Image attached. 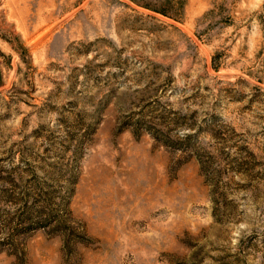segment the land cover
I'll use <instances>...</instances> for the list:
<instances>
[{"label": "rangeland", "instance_id": "rangeland-1", "mask_svg": "<svg viewBox=\"0 0 264 264\" xmlns=\"http://www.w3.org/2000/svg\"><path fill=\"white\" fill-rule=\"evenodd\" d=\"M0 264H264V0H0Z\"/></svg>", "mask_w": 264, "mask_h": 264}, {"label": "trees", "instance_id": "trees-1", "mask_svg": "<svg viewBox=\"0 0 264 264\" xmlns=\"http://www.w3.org/2000/svg\"><path fill=\"white\" fill-rule=\"evenodd\" d=\"M152 132V131H151ZM154 135H157L156 137H160V134H155L154 132H152ZM162 134V133H161ZM159 135V136H158ZM162 135H164V134H162ZM166 144L167 145H170V146H173V147H176V148H179V147H181L182 145H183V140H185V138H190V135H185V138L184 139H180V140H170L169 138H168V136H166ZM188 139H186V140H188ZM185 144V143H184Z\"/></svg>", "mask_w": 264, "mask_h": 264}]
</instances>
